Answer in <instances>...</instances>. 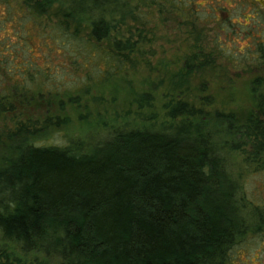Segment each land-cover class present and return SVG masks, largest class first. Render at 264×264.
<instances>
[{"label": "trees", "instance_id": "1", "mask_svg": "<svg viewBox=\"0 0 264 264\" xmlns=\"http://www.w3.org/2000/svg\"><path fill=\"white\" fill-rule=\"evenodd\" d=\"M204 1L0 0V264H234L233 248L264 234V204L241 195L232 162L264 171V10L250 0ZM167 17L190 41L184 74L225 62L238 77L255 75L247 118L213 107L209 94L199 104L167 95L163 119L100 121L91 139L41 143L69 121L25 115L34 104L63 107L53 56L75 68L72 53L85 55L83 65L97 55L106 67L93 83L102 85L150 68ZM236 36L242 51L223 48Z\"/></svg>", "mask_w": 264, "mask_h": 264}, {"label": "rangeland", "instance_id": "2", "mask_svg": "<svg viewBox=\"0 0 264 264\" xmlns=\"http://www.w3.org/2000/svg\"><path fill=\"white\" fill-rule=\"evenodd\" d=\"M236 1L239 0H229L227 4L223 0L217 2L212 0L210 3L228 7L229 3L234 5ZM192 4L204 5L205 1L192 0ZM245 12H252V8L247 7ZM177 25L178 23L171 17L163 21V33L157 32L158 35L151 43V46H157V53L156 57L149 60L150 68L141 66L134 71L124 72L102 85L94 86L93 83L103 75L102 70L106 67L103 63L99 64L97 55L89 56L90 63L84 62L83 65V61L86 60L81 56L85 55L72 53L77 62L74 68L68 64V60L55 54L53 64L48 62V66L51 67L55 82L63 86L61 92H68L61 94L63 107L61 110L58 106L49 109L43 103L34 104L25 111V115L31 119H42L51 112L66 117L69 121L68 125L51 129L42 138L41 143L66 144L72 137L84 139L90 134L101 133L100 124L95 128L100 121L108 124L129 122L140 125L151 122L147 123L140 116L163 119L165 117L162 106L167 100V95L174 97L181 95L186 100L199 104V98L209 94L213 98V107L233 112L240 121H244L255 104L249 91L250 82L255 75L238 77L233 66L225 62H219L220 67L197 70L189 76L184 74L183 58L190 53V41L182 31L175 32ZM79 27L82 32L88 30L84 23ZM245 45L246 42H241L239 36L222 42L223 48L236 53L238 50L242 51ZM41 60L40 57L39 62L44 65ZM95 63L99 64L101 70ZM262 76L264 78L263 74ZM180 77L182 85L180 88H174ZM83 83L91 88L86 93L76 92ZM145 93L152 97L150 106L134 103L133 97ZM69 96L73 100L76 99L78 105L69 104L67 102ZM47 109L49 111H46ZM87 138L91 139V136ZM232 162H235L234 170L240 179L241 195L251 203L264 204V171H254L252 166L245 164L241 159H232ZM230 257L234 264H264V234L247 235L233 248ZM33 258L31 255L23 259ZM38 259H41V256Z\"/></svg>", "mask_w": 264, "mask_h": 264}, {"label": "water", "instance_id": "3", "mask_svg": "<svg viewBox=\"0 0 264 264\" xmlns=\"http://www.w3.org/2000/svg\"><path fill=\"white\" fill-rule=\"evenodd\" d=\"M252 1L258 3L261 7L264 8V0H252Z\"/></svg>", "mask_w": 264, "mask_h": 264}, {"label": "flooded vegetation", "instance_id": "4", "mask_svg": "<svg viewBox=\"0 0 264 264\" xmlns=\"http://www.w3.org/2000/svg\"><path fill=\"white\" fill-rule=\"evenodd\" d=\"M250 1H251L253 4H255L257 8H259V9H261V10H264V8L261 7L258 3L254 2V1H252V0H250Z\"/></svg>", "mask_w": 264, "mask_h": 264}]
</instances>
